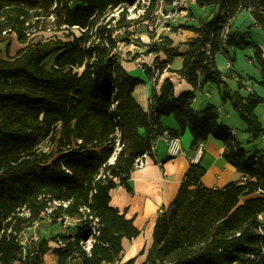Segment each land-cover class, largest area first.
Wrapping results in <instances>:
<instances>
[{"label": "trees", "instance_id": "16d2710c", "mask_svg": "<svg viewBox=\"0 0 264 264\" xmlns=\"http://www.w3.org/2000/svg\"><path fill=\"white\" fill-rule=\"evenodd\" d=\"M136 1L0 0V44L5 32L15 34L22 45L11 58H4L0 49V264H44L50 251L57 264H119L122 239L131 240L139 231L110 206L109 192L119 186L130 190L127 180L135 158L164 133L159 119L170 115L178 130L169 135L187 128L193 137L191 149L209 137L220 141L223 158L246 181L208 189L201 184L204 168L191 163L172 203L156 219L141 264H232L257 250V216L264 212L262 153L245 151L231 129L218 123L214 107L196 111L191 103L194 92L207 83L218 86L223 102L228 97L214 54L246 44L231 29L221 37L225 15L233 19L250 11L264 30V0H197L215 11L190 28L194 36L177 72L194 91L175 97L166 80L159 94L152 90L147 112L132 95L141 82L126 74L114 51L117 42L128 40L116 32L126 33L137 22L126 19V9ZM159 1L170 0H149L141 18ZM120 9L118 18L112 16ZM45 20L54 24L53 34L30 39L27 33ZM9 47L6 44V54ZM164 50L169 57L177 55L176 50ZM156 68L160 73L162 65ZM232 98L249 138L259 139L264 130L254 109L263 100L254 94L242 98L235 93ZM117 130L121 147L109 165ZM43 139L50 145L47 151L39 149ZM48 208L53 220L47 224L41 215ZM63 216L79 222L64 226ZM89 216L98 220L97 235L89 231ZM40 222H57L65 231L25 247L24 229ZM90 237L94 242L86 252L80 242ZM50 242L57 247L51 248Z\"/></svg>", "mask_w": 264, "mask_h": 264}, {"label": "crops", "instance_id": "0c3cea01", "mask_svg": "<svg viewBox=\"0 0 264 264\" xmlns=\"http://www.w3.org/2000/svg\"><path fill=\"white\" fill-rule=\"evenodd\" d=\"M214 11L213 5L199 6L195 1L191 3L186 18L179 19L172 25L173 31H158V37L163 41L151 38L149 32L143 30L131 34V38L117 49L115 53L123 70L128 76L141 82L134 88L132 95L143 111H148L152 90L159 94L160 87L166 80L172 84L175 97L194 91L187 80L177 72L182 68L184 56L189 50L187 43L194 36L190 28L197 27L204 19L209 20ZM230 29L242 37L246 45L241 48L228 47L214 54V65L225 82L228 97L223 102L218 86L207 83L202 90L207 87L209 94L195 96L191 106L196 111L214 107L218 123L235 132L234 127L238 124L232 113L235 112L232 95L237 93L245 98L254 94L263 100L254 109V114L264 130V65L259 54L260 48H264V30L256 24L250 11L238 13L232 19ZM165 48L176 50L177 55L167 56ZM137 61L145 65L146 76L139 73ZM158 64L162 65L160 73L155 70ZM159 122L164 133L178 130V124L171 115L161 117ZM177 136L181 144V152L178 155L170 156L164 134L158 136L154 142L153 155L146 159L145 165L138 169L132 168L127 180L130 190L119 186L109 192L110 206L117 209L127 220H131L139 231V235L131 240L122 239L123 252L119 264H126L129 260H134V264H141L145 260V251L151 245L156 219L172 203L191 163H199L204 168L201 184L208 189H223L228 184L239 185L246 181V178L223 158V145L220 141L209 137L203 142L202 151L197 155L196 148L191 149L193 137L187 128ZM246 136L249 138L248 134ZM242 138L244 139V136H238L235 132L236 140ZM251 142L253 140L250 139L249 143ZM259 151L264 159V147ZM44 264H57L52 251L44 256Z\"/></svg>", "mask_w": 264, "mask_h": 264}, {"label": "built area", "instance_id": "2783aa9c", "mask_svg": "<svg viewBox=\"0 0 264 264\" xmlns=\"http://www.w3.org/2000/svg\"><path fill=\"white\" fill-rule=\"evenodd\" d=\"M197 2V0H170L168 3H164L162 1H159L156 8L154 11H152L147 19L144 21L146 23V28L149 32V35L151 38H156L157 41L161 42V39L158 37V31L162 32H171L173 31V24H175L179 19H185L187 16V11L191 7V3ZM140 5V8L136 7V5ZM149 5V0H137L133 6H129L126 11V19L127 20H132L130 17L131 13V8H133V11L136 9L135 12H139L138 18H141V15L143 16L146 8ZM121 11L120 10H114L112 16L115 18H118V13ZM141 13V14H140ZM226 17L224 18V23L221 29V37L225 38L226 35L228 34L230 30V24L232 19L228 17V15H225ZM50 19L53 20V17L50 16ZM134 20V19H133ZM143 20V19H142ZM74 30L76 33H78L80 30L74 27ZM123 30L116 32L117 34L121 33ZM3 35L5 36L6 33L4 32ZM29 35V33H27ZM30 37V36H29ZM123 45V42H117L116 44V49L114 50L117 52L118 48H121ZM205 52L207 55H209V43L206 44ZM260 58L263 62L264 65V48H260L259 51ZM137 68L141 69L142 71H146V67L143 63L137 61ZM154 70V69H153ZM155 70L157 72L156 66ZM165 136V141L167 145V152L170 156H176L181 152V144L179 141L178 136H171L167 132L163 133ZM116 140H115V149L110 157L108 164L111 165L114 163L116 154L120 150V145H119V132L118 130L116 131ZM230 135L235 137V132L231 130ZM260 138L264 141V133L261 134ZM153 148L154 144L151 146L150 150L143 152L140 156L136 157L134 162H133V168L138 169L142 168L145 165V161L147 158L153 155ZM203 148V143H199L196 146V154H200ZM40 150L42 151H47L49 150V147H46L42 149L39 147ZM195 159V157H194ZM66 173L69 174V171L65 170ZM113 181L118 182L117 177L112 178ZM261 192V191H259ZM54 205H58L57 202L53 201L52 202ZM66 206V203L63 204ZM41 219L44 223H50L53 220V215H52V209L48 208L45 210V212L41 215ZM90 223H89V231L91 232L92 235H97V227H98V220L96 218H92L89 216ZM62 222L64 226H71L79 222L78 219H72L67 216L62 217ZM255 233L260 237L261 241L257 247V250L254 252H250L247 254H243L240 256V258L236 261H234L232 264H264V212L259 214L257 216V225L255 228ZM94 242L92 237H90L88 240H86L84 243L80 242L82 245L83 249L86 252L90 251L91 244Z\"/></svg>", "mask_w": 264, "mask_h": 264}, {"label": "rangeland", "instance_id": "374dc122", "mask_svg": "<svg viewBox=\"0 0 264 264\" xmlns=\"http://www.w3.org/2000/svg\"><path fill=\"white\" fill-rule=\"evenodd\" d=\"M69 1L71 3L73 0H69ZM130 10H131V13H130L131 19L133 18L134 20H137V22H135V24H133V26L130 28V30H127L126 33H124L123 31L121 33H119L118 34L119 37H127V38L130 37L131 38V34L134 35L135 32L139 33V32H143V30H147L146 23L144 22L147 18H144V19L138 18L139 12H135L136 9L133 11V8H131ZM141 17H142V15H141ZM53 31H55V26H54V24H52V21L51 20H45L39 26V28H37V29L32 28V30H30V33H29L30 37L29 38L31 39L33 37H49L50 35L53 34ZM1 40H2V42L0 44V49L2 51V56L4 58L14 57V55L16 54V51L22 47V45L16 40L15 34L5 35L1 38ZM6 44H8L10 46L8 54L5 53ZM51 61H52V57H50L48 59V61L46 62L47 68L51 67V64H52ZM138 71H139V73L143 74L144 76L147 75L141 69H139ZM207 89L208 88L206 87L202 91H197L195 96L198 97L199 95H204V94L207 96V94H209V91ZM212 93H213V91H212ZM232 113L234 115L233 117H234V120L236 121V124H238L234 127L235 132L237 133L238 136H244V139L243 138L237 139L238 142H240L242 144V147L244 148V150L247 151L249 154H252L255 150L263 149L264 141L261 138L249 143L250 138H248L246 136L247 135L246 126L240 122L241 120L239 119V116L235 112L232 111ZM39 145L42 149L50 146L49 143L46 141V139L41 140ZM59 231L62 232V231H65V229L63 226L57 225V222L54 225H50V226H48L47 224L41 223V222H40V224L35 223L32 227L24 229V231L22 233V238H23V242H24L23 244L25 245V247H27L29 245H32V243L39 241L41 238L49 239V238L57 235V232H59ZM50 246L52 248H55V247H57V244H56V242H50ZM15 264H18V263H15Z\"/></svg>", "mask_w": 264, "mask_h": 264}]
</instances>
